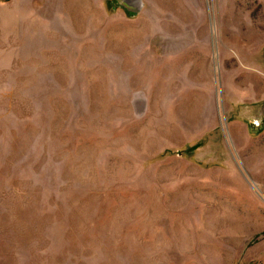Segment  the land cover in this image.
I'll list each match as a JSON object with an SVG mask.
<instances>
[{"label":"rangeland","instance_id":"374dc122","mask_svg":"<svg viewBox=\"0 0 264 264\" xmlns=\"http://www.w3.org/2000/svg\"><path fill=\"white\" fill-rule=\"evenodd\" d=\"M0 264H264V0H0Z\"/></svg>","mask_w":264,"mask_h":264}]
</instances>
